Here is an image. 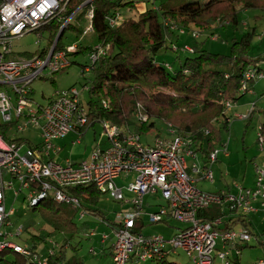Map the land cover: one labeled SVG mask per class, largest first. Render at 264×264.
<instances>
[{
  "label": "built area",
  "instance_id": "obj_1",
  "mask_svg": "<svg viewBox=\"0 0 264 264\" xmlns=\"http://www.w3.org/2000/svg\"><path fill=\"white\" fill-rule=\"evenodd\" d=\"M95 0H85L71 10V0H0V251L12 248L32 258V264H49L50 249L47 256L39 254L29 246H22L11 241L4 230L14 208H7L6 189L13 187L12 180L7 181L6 174L21 181L17 194L27 191L28 202L37 206L46 198L56 202L73 205L83 219L88 211L82 205V198L73 192V188L90 184L103 195L108 194L121 202L122 208L113 220L104 219L115 236L112 252V264L157 261L166 258L179 249L185 251L193 264H214V253L218 242L237 249L239 240H248V229H222L223 217L206 220L200 214L214 205H222L231 210H240L243 215L257 210L254 202L262 200L264 206V162L255 165V186L238 185L239 192H207L198 188L196 179L190 173L191 168L201 177L214 180L211 164L218 160L219 154L228 153V144L217 147L210 153L205 166L197 161V152L192 146L193 140L178 134L168 127L170 138H156L153 144H145L141 135L126 131L122 126L110 120H100L107 134V146L94 147L90 159L65 162L51 158L60 148L55 141L77 133L79 137L91 127L88 116L89 108L84 105L83 90L75 86L58 89L47 104H38L32 94V82L39 77H46L67 70L73 61L72 55L80 51L81 45L61 46L60 36L69 28L71 20L81 10L88 9L87 17L93 29ZM121 16L117 13L108 18L115 26ZM56 24H59L58 28ZM49 29L56 32L55 39H50L48 46L39 49L34 56L13 54L12 42L16 37L27 32ZM184 33V29H180ZM198 39L200 34L192 32ZM110 44H99L89 49V64L84 71L93 69L109 52ZM174 50L193 52L195 49L184 44L174 45ZM264 79V69L249 66L240 80V92L253 91L254 84ZM107 107V102L103 101ZM255 105L246 114H237L241 119H248L255 110ZM226 110L233 109L235 102H225ZM147 115L138 113L137 119L147 120ZM230 121V118H229ZM17 132L30 128L39 130L41 141L24 143L13 138L8 128ZM259 142L264 147V138L259 126ZM24 151L22 152V150ZM188 156L195 159L192 165ZM135 174L131 180L120 186L116 180L125 179ZM125 190L132 196L129 198ZM149 201L146 203V198ZM162 201H155L157 198ZM147 218L146 224L162 223L169 219L185 224L178 232L167 239L161 235L145 234L136 231L137 221ZM143 226V225H142ZM24 226L18 228L20 235ZM94 234V233H93ZM109 234H103L107 239ZM93 250V249H92ZM231 249L218 251L224 264H230ZM240 254L241 251L237 250ZM259 264H264L260 260Z\"/></svg>",
  "mask_w": 264,
  "mask_h": 264
},
{
  "label": "rangeland",
  "instance_id": "obj_2",
  "mask_svg": "<svg viewBox=\"0 0 264 264\" xmlns=\"http://www.w3.org/2000/svg\"><path fill=\"white\" fill-rule=\"evenodd\" d=\"M131 1H134L137 6L130 7L129 5H123L116 8V11L121 18L120 21L116 23L115 27L124 24L129 18L136 17L141 10L148 7L158 6L160 3V0H123V3ZM87 11L88 9L81 10L75 15L71 20V25L66 29L65 34L60 40L61 46L67 47L78 44L83 47L82 51L78 54L72 55L71 59L73 63L67 70L54 75L39 77L32 82V97L36 103L47 104L49 99L55 95V92L58 89H67L71 86H75L81 91L83 90L82 99L84 105H87V102L91 100L101 103V100L105 98L102 94L97 95L96 93H91L95 81L94 70L91 69L89 71H84L85 65L89 64L88 48H94L100 44L97 34L91 29V21L87 17ZM237 14V23L230 22L228 19H223L219 16H217L218 18H215L216 20L214 21L212 19H203L202 22L208 29L196 27L193 24H190V27H184L183 25L179 29L172 27V30L178 33L167 37L165 46L161 48L155 56L156 62L164 65L167 71L174 73L180 69L181 64L186 57L195 56V54L188 51L180 50L176 52L173 48V45L175 44L180 47H183V44H186L197 49L204 48L214 55L217 54L216 56L219 54L218 58L223 59L228 63L229 56L233 55L235 40L238 39L241 41L244 35L250 32L253 33V30H255L256 36L253 41L251 54L253 56L263 54L264 39L260 40L258 35L264 30V8L240 7L237 9ZM180 29H184L185 32L181 33ZM193 31L200 34L198 39L192 37ZM53 33L54 32L49 29H42L27 32L22 36L16 37L12 42V56H25L26 53H34L39 49L48 46ZM177 37H179V39ZM261 37L263 38L264 34ZM184 40H187L188 42H185ZM223 60L219 62L221 65L216 64V66L219 65L217 67L218 69L231 72L239 69L236 68L234 70L230 63H223ZM170 65H172V68ZM255 92V94L250 92L244 94L238 99V103L242 104L250 101V106L245 112L246 114L251 110L253 104H256L255 107L261 109L262 113L259 111L250 119H241L236 115L245 113L239 112L240 108H235L236 105L234 107L235 109L231 108L227 110L231 126L230 130L222 129V135L224 139L223 144H228L229 157H226L223 153L224 151H222V153L219 154L218 161L211 164L214 174L217 175L218 182L222 181L224 184L227 182L232 185V182L246 181V187L251 188L255 186L254 164L264 162V148L260 144L258 137V126L260 123L264 122V79L258 81ZM106 102L107 105H109V103L111 104L109 100ZM119 104H121L122 113L125 114L129 120L135 118L129 129L122 126L123 129L140 133L143 143L153 144L158 137L170 138L172 136L168 131L167 122L162 120V118L152 119V113L150 112V114L148 110H146V103L143 100L134 98L130 94H125L117 96V99H115L114 105L118 106ZM156 108L157 107H155V110L158 109ZM141 112L148 116L147 120L140 121L139 119H136L137 114ZM169 118L177 123L188 120L187 112L182 109V106L180 105L177 106L175 113L172 112L169 115ZM144 122H154V127L137 131L136 127H140ZM8 131L13 134V138L24 143V149L28 146L29 142L37 143L41 141L39 130L35 128L17 132L14 127H10L8 128ZM106 141V129L103 123L98 122L89 127L81 137L73 132L69 133L66 139L68 145L59 154L52 153L51 158L61 162H64L63 158L66 157H70L75 161L90 159L92 148L106 146ZM244 175L247 176L246 179ZM134 176L135 174L126 178L125 181L124 179H117L116 182L122 186ZM5 178L7 181L12 180L14 183L13 187L7 188L5 191L7 196V208L15 209V213L11 214L8 219V224L4 226V230L11 241L19 243L22 246H34L35 251L39 254L47 255L50 249H54V252H57L61 247H66L68 258L75 257V259L84 264H105L106 259L103 260L96 255L101 250L100 241L103 234H111L112 230L109 226L101 223V221L105 218L113 220L117 211L122 208L121 202L116 201L108 194H103L100 196V201L99 204H97V207L104 216L98 217L87 213L83 219H80V212H77L76 216H74L75 226L68 229H62L61 225L63 223H61V225L51 223L47 219L45 211H41L39 208L35 210L33 209L28 202L26 190L22 191L20 194L16 193V190L21 185L19 179H12V176L9 174H6ZM125 194L127 197H130V193L126 190ZM147 200H149V198H147ZM155 201L162 200L158 197ZM239 213L241 212L239 211ZM145 221L148 223L145 216L143 217V220L137 221L136 231L161 235L167 239L171 238L174 234L173 228L166 229L161 225L163 222L143 225ZM171 223L174 226L181 224L177 221H171ZM22 226H24L25 229H23L22 233L18 235L17 230ZM63 226L65 228L64 224ZM91 231H93L95 236L89 235ZM257 231L260 233L264 232V221H260V228L259 230L257 229ZM38 235L41 236V239L35 237ZM111 235L113 236V233ZM111 242V239L106 240L107 244ZM255 242L256 244L243 249V254L240 258H235L236 252L234 250H229L232 264H259L260 260H264V245H259V242L256 240ZM222 246V242L219 241L214 253V264H224V261L218 256V251ZM92 248L95 249L96 255L91 252ZM227 248L229 249V246H227ZM43 249L46 251H42ZM15 256L16 255L14 254L12 258H15ZM27 259L28 261L25 262V264H32V258ZM166 262L193 264L191 258L181 249L176 253H171L167 256ZM128 264H157V262H136L131 260Z\"/></svg>",
  "mask_w": 264,
  "mask_h": 264
},
{
  "label": "trees",
  "instance_id": "obj_3",
  "mask_svg": "<svg viewBox=\"0 0 264 264\" xmlns=\"http://www.w3.org/2000/svg\"><path fill=\"white\" fill-rule=\"evenodd\" d=\"M84 1L71 0L70 9L77 8ZM123 5L137 6L134 1L123 3V0H95L93 2L95 10L93 30L100 43L110 44L111 50L93 67L95 81L91 93L102 94L105 98L101 103L94 100L87 102L91 125H95L100 120H110L129 129L135 118L129 120L122 113L121 104L115 106L114 102L117 96L130 94L146 103V110L152 113H150L152 119L162 118L167 122L168 127H172L178 134L190 137L193 140L194 150L207 159L213 150L223 144L222 129L230 130L231 123L225 102L230 100L236 103L246 94L240 92V80L244 71L251 65L260 67V63L264 62V53L258 56L251 54L256 36L255 30L244 35L241 41L235 40L233 55L229 56L228 63L234 70L239 68L236 71L218 69L217 67L221 65L219 62L223 59L218 58L219 54L216 56L217 54L214 55L204 48L194 47L195 50L191 53L195 56L186 57L180 69L174 73L167 71L164 65L158 64L155 56L165 46L167 37L178 33L173 31L172 27L179 29L183 25L190 27V24H193L208 29L203 24V19L214 21L217 16L237 23L238 8H264V0H160L158 6L141 10L136 17L129 18L124 24L111 26L108 18L115 16L116 8ZM58 25L56 24L57 28ZM65 31L61 34L60 40ZM56 35V32L52 34V42ZM82 49L81 46L80 51ZM35 54L37 52H29L25 56ZM223 63L226 62L223 60ZM170 67L172 68V65ZM106 99L111 102L107 107L103 105ZM178 105L187 112L188 120L179 123L170 120L169 115L175 113ZM155 107L158 109L155 110ZM255 113L256 109L249 119ZM151 127H154V122H144L136 129L142 131ZM261 132L264 138V123L261 125ZM72 190L82 198V205L88 214L104 216L97 207L102 194L94 185H80ZM32 207L34 210L39 208L45 211L51 223L56 225L63 223L65 228L62 224V229L75 226L74 216L78 209L73 205L59 203L49 197ZM206 212L207 210L203 211L200 217L206 220L214 219L205 217ZM222 229H231V227ZM35 237L41 239L39 235ZM29 247L35 251L34 246ZM64 249L61 247L50 255L49 264H83L73 257L68 258ZM14 254L16 256L12 258ZM27 258L12 248L0 251V264H25ZM166 259L167 257L156 262L178 264L168 263Z\"/></svg>",
  "mask_w": 264,
  "mask_h": 264
},
{
  "label": "crops",
  "instance_id": "obj_4",
  "mask_svg": "<svg viewBox=\"0 0 264 264\" xmlns=\"http://www.w3.org/2000/svg\"><path fill=\"white\" fill-rule=\"evenodd\" d=\"M139 5H141V4H139ZM263 34H264V30L261 34L258 35V38L260 40L264 39V37L263 38L261 37ZM177 38L179 39V37H177ZM185 42H188V41L186 40ZM260 67H262L264 69V62L260 63ZM257 84H258V81L254 84L253 91H251L250 93H252V94L256 93L255 89H256ZM249 102H244L242 104H239L237 101L235 103L236 107L235 106L234 107L240 108L239 112L245 113L250 106ZM255 109H256V112L262 111L261 109H258V108H255ZM235 113H237V112H235ZM263 123L264 122L260 123L259 126H261ZM259 126H258V128H259ZM75 134H77V133H75ZM67 137L62 138V139H58L55 141L56 145L60 148L59 152L56 154H59L60 152H62L65 149V147L68 145L66 142ZM73 143H74V141H73ZM222 145H224V144H222ZM106 146H107V143H106ZM221 146H219V147H221ZM103 147H105V146H103ZM225 156L229 157V154H225ZM67 158H70V157L63 158L64 162ZM78 161H81V160H78ZM194 161H195V159L193 157L188 156V162L190 165H192V163ZM197 161L203 167L206 165L207 159L203 158V154H201L200 152H197ZM256 164H261V163H256ZM256 164H254V169H255ZM189 171L193 175V177L196 179V185L198 186V188L203 190V191H207V192L230 191L234 194H237L239 192V188H238L237 184L246 187V181L245 182H235V183L232 182V185L227 183V182H226V184H224L222 181H220V182L217 181V175L216 174H214V180L211 181L209 179L201 177L200 174H196L191 168L189 169ZM254 176H255V171H254ZM244 177L246 179L247 176L244 175ZM207 180H209V181H207ZM131 196L132 195L130 194V197ZM147 198H146V203L149 201V200H147ZM254 205L256 206L257 210H255L251 213H248L246 215H243V213L240 210H231V209H228L227 207H223L222 205H214V206L207 209V212L205 213V217H208L211 219V218H216V217L222 216L223 220H224V224L222 226L224 228L225 227H231V228H235V229L246 228V229H248V232L251 235V237L248 240H239L237 245H236L237 249H235L233 246L224 245L222 243L223 246L221 249H219V251L227 250L228 249L227 246H229V249L234 250L236 252L235 258H240L243 254V249L245 247L252 246V245L256 244L255 240L257 242H259V245H264V232L260 233L257 231V229L259 230V228H260V221L261 220L264 221V206L262 205V200H260V199L255 201ZM239 211L241 213H239ZM98 217H101V216H98ZM171 221H176V220L169 219V220L163 222V224H161V225L166 229H169V228L172 229L173 228V230H174L173 236H174L180 228L185 226V224L181 223V224L174 226V225H172ZM101 223H102V221H101ZM111 234H112V232H111ZM111 234L109 233V237L107 239H103V237H102V239L100 241L101 250L97 253V255L95 254L96 253L95 249H93V248H92L93 250L91 249V252L94 253L96 256L101 257L103 260L106 259L105 264H112V252H113V243L115 241V236H114V234H113V236ZM145 234H149V233H145ZM89 235L95 236L93 234V231H91L89 233ZM108 239L112 240V242L109 244L106 243V240H108ZM66 249L67 248L65 247L64 250L66 251ZM237 250H240L241 253L238 254ZM42 251L45 252L46 250L43 249ZM41 255L47 256V254H41ZM73 258H75V257H73ZM132 260L136 261V259H132ZM229 260L231 262L230 264H232V260L230 259V255H229Z\"/></svg>",
  "mask_w": 264,
  "mask_h": 264
}]
</instances>
